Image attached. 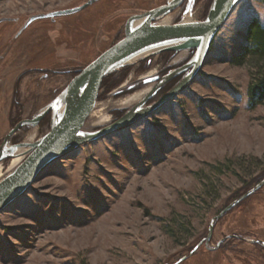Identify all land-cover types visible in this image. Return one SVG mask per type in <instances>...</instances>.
<instances>
[{
    "label": "rangeland",
    "instance_id": "374dc122",
    "mask_svg": "<svg viewBox=\"0 0 264 264\" xmlns=\"http://www.w3.org/2000/svg\"><path fill=\"white\" fill-rule=\"evenodd\" d=\"M88 1L0 0V142L10 131L8 107L27 57L28 65L45 57L52 67L57 54L61 71L84 68L123 38L118 32L131 9L148 3L101 0L24 29L34 15ZM211 2L200 0L193 21L205 19ZM253 21L264 26V0L237 5L202 70L175 100L46 168L0 213V264H264L262 245L236 240L191 254L210 221L264 177V100L250 95L260 69L243 58ZM142 62L100 89L87 130L142 98L127 93ZM73 77L46 80L37 91L23 82V118L36 115ZM230 234L264 240V187L216 223L212 246Z\"/></svg>",
    "mask_w": 264,
    "mask_h": 264
},
{
    "label": "water",
    "instance_id": "95a60500",
    "mask_svg": "<svg viewBox=\"0 0 264 264\" xmlns=\"http://www.w3.org/2000/svg\"><path fill=\"white\" fill-rule=\"evenodd\" d=\"M99 1L101 0H89L76 8L34 15L26 22L24 29L38 20L74 15ZM241 1L243 0H213L203 21H193V15L190 14L172 26L153 24V21L169 12L173 7L171 3L169 9H154L131 16L126 22L123 39L82 69L61 93L36 115L34 121L21 122L5 137L0 146V162L7 158L20 161L0 178V213L27 193L41 173L64 155L103 139L115 131L134 126L173 100L202 70L215 38ZM192 51L193 55L186 66L192 70L189 78L182 81L159 102L146 106L149 98L140 99L130 106L131 108L127 107L129 109L126 113L107 128L99 131L85 128L88 118L95 111L97 97L106 77L165 52L188 54ZM170 78L168 76L164 81ZM49 113L50 128L44 136L35 142L11 145V138L20 127L24 125L35 127ZM106 126L107 123L100 127ZM263 186L264 179L231 202L210 221L207 243L212 238L215 220L223 217ZM244 240L248 243H259L264 247V241ZM199 246L200 244L195 250Z\"/></svg>",
    "mask_w": 264,
    "mask_h": 264
},
{
    "label": "flooded vegetation",
    "instance_id": "af4514ba",
    "mask_svg": "<svg viewBox=\"0 0 264 264\" xmlns=\"http://www.w3.org/2000/svg\"><path fill=\"white\" fill-rule=\"evenodd\" d=\"M147 2L148 3L146 5L145 4L142 5V8L140 7V8L131 9V13L129 14V17L125 20L124 28L120 29L121 31L118 32L120 34L121 33L123 34V38L125 36L126 22L133 15L141 14V13L151 11L154 9H169L170 3H171V4H173V7L170 8L169 12L166 14H163V16L158 18V20L153 21V24L172 26L174 24L181 22L185 17H189L190 14H192L194 16L195 12L198 9V5H199L200 0H147ZM149 5H153V7L150 8ZM144 6H147V7H144ZM210 6H211V4H210ZM210 6H209V8H210ZM49 20L54 21L55 19H49ZM165 20H168V21L164 22ZM23 34H24V32L19 37H21ZM114 39H116V38H114ZM108 40L106 42H108ZM111 47H109L108 49H110ZM108 49H106L105 51H107ZM44 51H45L44 48L39 50L38 55L43 54V56H44ZM56 55L57 54H55L54 57L52 58L54 60L52 65H54V66L56 65V61H55ZM192 55H193V51L188 53V54H184L181 52H165V53H162V54L157 55L155 57L146 59L141 64H139V69L137 70L138 77L135 79V81L132 83V85L127 88L129 91L127 93H134L133 95H138V96L142 95L141 99H143V100H146L149 98L147 103H146V106H150V105H153V104L159 102L170 91H172L174 88H176L182 81L189 78V75H190L192 70L187 69L186 66L188 65ZM58 60H60V59H58ZM30 61H32V59L27 57V63H26L27 67L25 69H23L21 71V73H19L18 76L16 77V81L14 84V91H12L13 98L11 100L10 106L8 107L9 114H10L8 116V123L10 126L9 133L21 122L34 121L36 115H38L39 112L41 111L38 109L39 111L36 115H32V116L23 118L22 114L26 112V108L28 106V104L26 102L22 101V97H21V90H22V83L23 82H26L25 88L29 89V85H33L34 86L33 89H35L37 91V90H40L41 85L43 83H45L46 80L55 79V77L62 76L63 74L67 75V76L74 75V77H75L76 75L79 74V72L82 69H84L86 66H88V65H86L84 68H74V69H70L67 71H61V69L56 68V66L55 67L54 66L47 67L45 57H41V58L39 57L38 61L36 63H34L33 66H31V64L28 65V62L30 63ZM168 76H170L171 78L165 82L164 79ZM195 78L191 82H189V84L186 86V88L184 90H182L177 96H175V98L173 100H175L176 97H178L181 93H183L187 89V87L191 83L194 82ZM60 93H61V91H60ZM57 94L49 101V103L58 96ZM173 100H171V101H173ZM48 104H46L44 107H46ZM6 107L7 106H5V108ZM128 109H127V107H125L124 109L121 108L120 110L113 112L111 114V119L107 122L106 127L103 128V127L99 126L97 128H94L93 131H99V130L107 128L113 122H115L119 118H121L126 113V111ZM11 114H12V116H11ZM13 114H16V115L21 114V115L14 116ZM50 122H51V113H49L45 117H43L39 121L38 125L35 127L29 126V125H24V126L20 127L13 134V136L11 138V142H10L11 145L12 146L21 145V144L27 142L31 138V136H33V135L34 136H33L32 142L37 141L39 138H41L42 136H44L48 132V130L50 128ZM125 129H128V128H125ZM125 129L115 131L112 134L121 132ZM8 134H6L5 137ZM112 134H109V135H112ZM5 137L0 142V146L3 144ZM13 160H15V159L14 158H7V159L0 162V166L2 168L3 173H5L10 168ZM263 179H264V177H262L261 179H258L255 182L254 186L259 184ZM239 197H240V195L235 197L233 199V201ZM223 209L220 211V213L223 211ZM223 217L215 220L214 229L216 227V223L219 220H221ZM214 229H213V232H214ZM208 236H209V228H208L207 236L204 237L192 249L191 254L196 253L203 246L209 252H216V251L220 250L224 246V244H226L230 240H236V241L246 243V241L244 239H248L242 235L230 234V235H226V236L222 237L216 243V245L213 247L212 246L213 245V242H212L213 235H212V238L207 243ZM252 240L264 241L261 239H252ZM199 244H200L199 248L197 250H195ZM250 244L259 245V243H250ZM186 259H188V258H186Z\"/></svg>",
    "mask_w": 264,
    "mask_h": 264
},
{
    "label": "trees",
    "instance_id": "16d2710c",
    "mask_svg": "<svg viewBox=\"0 0 264 264\" xmlns=\"http://www.w3.org/2000/svg\"><path fill=\"white\" fill-rule=\"evenodd\" d=\"M247 45L243 58H252L253 61L258 63L260 69L256 83L250 88V95L252 100H255V97H258V100H264V26L260 22L253 21L251 23L247 32ZM115 74L104 79L101 89L109 80L115 77Z\"/></svg>",
    "mask_w": 264,
    "mask_h": 264
},
{
    "label": "bare ground",
    "instance_id": "6f19581e",
    "mask_svg": "<svg viewBox=\"0 0 264 264\" xmlns=\"http://www.w3.org/2000/svg\"><path fill=\"white\" fill-rule=\"evenodd\" d=\"M34 136V135H33ZM33 136H31V139L30 140H32L33 139ZM20 161V159H15V160H13V162H12V167L13 166H15V165H17V163ZM0 178H1V171H0Z\"/></svg>",
    "mask_w": 264,
    "mask_h": 264
},
{
    "label": "snow or ice",
    "instance_id": "6c2138e0",
    "mask_svg": "<svg viewBox=\"0 0 264 264\" xmlns=\"http://www.w3.org/2000/svg\"><path fill=\"white\" fill-rule=\"evenodd\" d=\"M81 135H83V133H81Z\"/></svg>",
    "mask_w": 264,
    "mask_h": 264
}]
</instances>
